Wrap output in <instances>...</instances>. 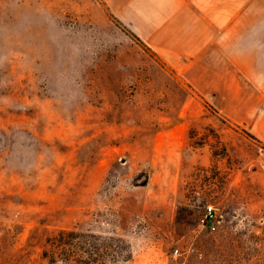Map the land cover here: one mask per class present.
Instances as JSON below:
<instances>
[{
	"label": "rangeland",
	"instance_id": "obj_1",
	"mask_svg": "<svg viewBox=\"0 0 264 264\" xmlns=\"http://www.w3.org/2000/svg\"><path fill=\"white\" fill-rule=\"evenodd\" d=\"M174 65L105 0H0V264H264V87Z\"/></svg>",
	"mask_w": 264,
	"mask_h": 264
},
{
	"label": "crops",
	"instance_id": "obj_2",
	"mask_svg": "<svg viewBox=\"0 0 264 264\" xmlns=\"http://www.w3.org/2000/svg\"><path fill=\"white\" fill-rule=\"evenodd\" d=\"M105 2L154 52L187 72L193 83L221 87L242 80L255 91L264 87V0ZM136 6L146 7V13L136 17L131 10ZM257 100L264 110V88ZM257 128L264 132V117Z\"/></svg>",
	"mask_w": 264,
	"mask_h": 264
},
{
	"label": "trees",
	"instance_id": "obj_3",
	"mask_svg": "<svg viewBox=\"0 0 264 264\" xmlns=\"http://www.w3.org/2000/svg\"><path fill=\"white\" fill-rule=\"evenodd\" d=\"M88 234L78 233L72 230L60 231L50 236L46 240L45 247L42 251L41 257L48 262V264H53L55 262V256H61L63 261L68 260L69 250L68 247L71 246L72 241L77 238H86Z\"/></svg>",
	"mask_w": 264,
	"mask_h": 264
},
{
	"label": "built area",
	"instance_id": "obj_4",
	"mask_svg": "<svg viewBox=\"0 0 264 264\" xmlns=\"http://www.w3.org/2000/svg\"><path fill=\"white\" fill-rule=\"evenodd\" d=\"M219 221V215L217 209L213 205H208L204 208L203 214L198 220V227L201 230L209 229L210 231H215L217 228V223ZM178 251H175L177 254Z\"/></svg>",
	"mask_w": 264,
	"mask_h": 264
}]
</instances>
